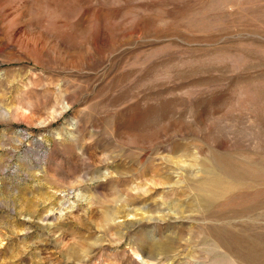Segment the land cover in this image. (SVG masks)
Masks as SVG:
<instances>
[{"label": "rangeland", "instance_id": "374dc122", "mask_svg": "<svg viewBox=\"0 0 264 264\" xmlns=\"http://www.w3.org/2000/svg\"><path fill=\"white\" fill-rule=\"evenodd\" d=\"M0 264H264V0H0Z\"/></svg>", "mask_w": 264, "mask_h": 264}]
</instances>
